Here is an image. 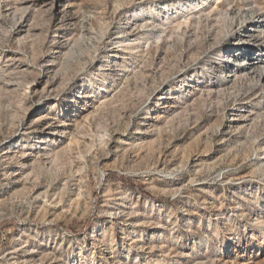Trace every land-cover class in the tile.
<instances>
[{"label":"rangeland","instance_id":"374dc122","mask_svg":"<svg viewBox=\"0 0 264 264\" xmlns=\"http://www.w3.org/2000/svg\"><path fill=\"white\" fill-rule=\"evenodd\" d=\"M0 264H264V0H0Z\"/></svg>","mask_w":264,"mask_h":264},{"label":"bare ground","instance_id":"6f19581e","mask_svg":"<svg viewBox=\"0 0 264 264\" xmlns=\"http://www.w3.org/2000/svg\"><path fill=\"white\" fill-rule=\"evenodd\" d=\"M250 36V35H249ZM248 36V37H249ZM252 54H254V48H251L250 46H248V48L246 49V51L243 52V54L241 55V58L243 61H245L248 57H250ZM237 59V58H234ZM238 60V59H237Z\"/></svg>","mask_w":264,"mask_h":264}]
</instances>
